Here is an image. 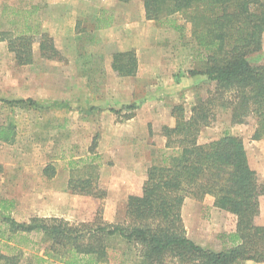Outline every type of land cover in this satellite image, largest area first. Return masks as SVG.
Segmentation results:
<instances>
[{
    "label": "trees",
    "instance_id": "obj_1",
    "mask_svg": "<svg viewBox=\"0 0 264 264\" xmlns=\"http://www.w3.org/2000/svg\"><path fill=\"white\" fill-rule=\"evenodd\" d=\"M127 2L129 0H119ZM147 20H165L182 30L175 15L190 24L196 46V66L191 75L213 83L205 97L196 98L186 114L184 105L174 104L173 126L163 125L165 146L175 151L148 166L138 192L130 193L123 222H108L98 208L91 221L70 223L59 217L32 216L18 221L11 215V203L0 199V264H20L26 252L50 264H109L121 253L123 264H249L264 262V224L259 223L260 197L264 182L249 166L241 139L225 132L219 138L198 142L201 129L209 126L217 108L230 110V123L253 120L254 138L264 136V60L252 64L249 57L263 45L264 0H140ZM7 5H3L6 11ZM14 28L0 29L18 65L33 62L32 46L46 60L63 61V52L47 32L38 33L34 24L18 28L21 11L10 7ZM10 17V16H9ZM19 21V22H18ZM101 22V19H99ZM107 21L103 25H107ZM16 29H19L17 31ZM115 76L135 75L138 67L134 49L111 54ZM9 104H33L34 100L0 99ZM15 126H0V140L14 141ZM93 139L89 150L95 149ZM94 157L70 164L67 189L73 194L103 199L106 190L99 183ZM53 166L43 173L51 177ZM214 196V205L233 213L234 228L226 234L228 247L205 248L187 235L181 208L185 197ZM35 237V239H34ZM42 247L41 255H37ZM33 251V252H32Z\"/></svg>",
    "mask_w": 264,
    "mask_h": 264
},
{
    "label": "rangeland",
    "instance_id": "obj_2",
    "mask_svg": "<svg viewBox=\"0 0 264 264\" xmlns=\"http://www.w3.org/2000/svg\"><path fill=\"white\" fill-rule=\"evenodd\" d=\"M4 4L7 5L6 11H3ZM10 7H15L21 11L15 16L17 20L20 19L18 28H21L25 23L23 17L29 16V19H26L28 24L33 23V29L38 33L47 32L51 35L65 57L63 61L56 62L43 59L39 55L38 44L34 43L32 46L33 62L18 65L13 53L8 51L6 42L0 43V99L30 98L34 100L33 104L17 105L0 101V126L9 123L15 126L14 141L0 140V199H14L18 207H14L12 215L20 221L23 219L28 221L32 216H39L40 209L46 208L39 206L37 199L41 198V203L47 201V197L51 195V185L38 182L39 172H37L35 175V182L37 183H33V188H28L27 185L31 183H27L29 177L24 170L29 171V167L39 169L41 166L45 167L47 164H51V155L59 154L61 151L64 152L65 159L59 158V165L57 166L67 169V158L71 159V156H75L73 159L76 160L79 158L76 155H84L85 149L88 150L93 142L88 136L86 140H79L74 135L72 138L57 136V139L51 141V121L69 116L72 122L70 125L77 128L81 117L85 115V112L80 109L83 106L80 101L84 99L91 103L95 101L97 96L95 92L85 94L78 90L72 89L71 91L66 88L70 82L73 86L81 84V81L85 80V78L80 77L81 73L88 71L87 81L92 88H95L96 85L111 84V80L105 73L107 57L103 56L101 51L102 35L97 31L98 25L111 21L113 18L118 22V25H121L123 20L124 22L130 19L137 22L143 21L149 24L147 27L149 31L147 29L145 34V37L150 36L147 43L149 42L150 45L157 43L158 47L155 51L161 56L169 54V58H175L176 53L181 54L188 51L196 55V46L190 33V24L185 22L181 15H175V20L178 24H184L182 30L174 29L166 24L163 19L146 21L140 0L127 2L119 0H0V29L14 28L13 24L9 22V18L13 16L9 15ZM16 30L19 31V29ZM263 45L259 52L249 57L250 63L259 64L263 62ZM192 59L190 60L193 65L186 62L183 71L184 73L187 71L186 78H188L187 80L190 79L194 85L184 90L182 94L180 92L157 91L152 104L159 103L160 106L166 105L172 108L174 104L180 103L184 105L188 115L190 106L196 98L207 95V91L211 90L214 85L201 75L189 74V70L196 66L195 57ZM183 60L185 61V57ZM169 64L174 65V68L177 65L175 61L167 64L161 61L160 66H157L167 69ZM98 70H100L99 74L101 75L97 76ZM102 73L104 74L102 75ZM59 75H66V77H62V80ZM83 77L85 76L83 75ZM121 85H123L122 81L116 84L119 87ZM137 85L140 87V82ZM51 86L55 89L66 88L62 92L56 90L55 95L57 99L61 97L68 101V108L63 109L60 106L51 108ZM118 93L120 92H116L114 95L120 96ZM103 96L108 98L111 93ZM64 99L62 100L64 101ZM54 102L59 104L57 100ZM131 105L136 106L137 102L132 101ZM153 109L157 112L160 111L157 107ZM109 110L116 111L114 108ZM88 112L89 119L94 122L99 110L97 112L94 108ZM214 114L211 124L203 127L198 137L208 140L207 142L219 138L225 132L239 137L243 142L245 151L246 148L249 151L253 165H257L258 162L260 163L259 166H262L261 170L256 171V173L264 182V136L253 137L255 122L250 120L248 123L233 125L230 123L229 109L217 108ZM88 126L92 127L93 124ZM138 137L135 144L138 143ZM104 144L106 142L103 143L98 138L94 151L100 152V157L98 155L100 165L103 163L111 165L113 164L114 151L107 149ZM255 150L256 153L253 154L252 151ZM257 157L259 159L255 162ZM152 159H155L156 162L160 161L158 155ZM103 177L105 179L107 176ZM101 187L106 190L104 200L88 195H83L82 198H73L71 217L68 220L70 223L79 224L93 220L98 208L102 209V217L108 222L124 221L126 202L120 203L122 197L119 195H116L118 202H113L107 196L108 192L105 185L101 184ZM187 197L192 198L191 196ZM193 199L195 200L193 205L184 204L182 222L186 235L195 243L208 249L221 250L228 247L230 243L227 241L226 234L234 228L235 215L215 206L213 195L206 194L202 199ZM260 203L263 214L262 221L260 217V222L264 223V196H261ZM41 248L38 249L37 255H41ZM116 252L118 258L111 259L109 264H123L120 262V251ZM33 254L26 252L22 256L20 264H50L49 261L37 260ZM248 263L264 264V262Z\"/></svg>",
    "mask_w": 264,
    "mask_h": 264
},
{
    "label": "crops",
    "instance_id": "obj_3",
    "mask_svg": "<svg viewBox=\"0 0 264 264\" xmlns=\"http://www.w3.org/2000/svg\"><path fill=\"white\" fill-rule=\"evenodd\" d=\"M148 26L149 24L143 21L137 22L134 19L125 20V22L123 20V23L118 25V22H116L114 18L108 21L107 25H98L97 31L102 35L101 51L103 56L107 57V59L105 58L107 60L105 73L109 80H111V84L105 86L103 84H101V86L96 85L95 88H92L87 81L88 71L80 74V77L85 78V80H82L81 84L78 86H73L70 82L66 87L68 90L72 91V89H74V91L78 90L85 94L95 92L97 96L93 103L87 101V99L80 101L83 105L80 109L85 112V115L81 117L77 128L70 125L71 120L69 116H64L63 119L60 120L55 119L51 121V141L57 139V136L72 138L74 135L77 136L76 139L79 140H86L88 136L95 141L99 138L103 143L106 142L104 145L107 149L114 151L113 164L107 165L103 163L100 165L98 161L100 152L97 150L91 152L89 149H85L84 155H76L79 157L76 160L73 159L75 156H71V159H69V157L67 158V169H62L57 166L59 165V158H64V152L61 151L59 154L51 155V165L53 166V169H51V172L53 170L51 177L43 173V166L39 169L29 167V171L25 169L24 172L28 173L29 177L27 183L32 184L27 185L28 188H33V183H37L35 182V175L37 172H39L38 182L49 183L51 185V195L47 197V201L41 203V198L37 199V204H39V206L46 207L45 209H40L41 213L38 214L39 216L59 217L65 220L70 219L73 198H82L83 196L80 194H73L67 189L71 162H81L94 157L99 164V185H105L108 192L107 196L109 199L111 198L113 202H118L116 195H119L122 197L120 203H122V201L125 203L130 193L140 190L148 166L156 162L155 159L152 158L158 155L161 160L163 156H167L175 151L173 148L165 146L166 138L160 131L163 125L171 127L175 124V118L171 114V107L162 104V106H160L159 103L152 104V102L157 95V91L180 92L182 94L184 90L194 85L190 79L187 80L188 78H186V75H188V73L187 71L184 73L183 67H185L186 62L192 64V58L195 55L188 51L187 53H176L175 58H169V54L161 56L155 51L158 47L157 43H152V45H150L149 42L147 43V40L150 39V36L145 37ZM136 36H138V38H136ZM129 49H134L137 55L138 67L135 75L115 76L110 67L111 54ZM183 57H185V61ZM190 59H192V62ZM161 61H164L166 64L169 62L174 63L175 61L177 65H175L176 67L174 68V65L169 64L167 69H162L157 66H160ZM99 72L100 70H98L97 76L101 75ZM103 74L104 73H102V75ZM83 75L85 77H83ZM64 76L66 77V75ZM64 76L61 75L60 78ZM120 81L123 82V85H121V87L116 86ZM138 82H140V87L137 85ZM66 88L63 89L65 90ZM63 89H55L51 86V108L54 106H60L63 109L68 108V101L61 97L57 99L55 95L57 91L62 92ZM116 92H120L118 93L120 96L114 95ZM107 93H111V96L105 98L103 95ZM62 99H64V101ZM54 100L59 101V104L55 103ZM132 101H136L137 105L132 106ZM155 107L160 111H155L153 109ZM94 108L97 112L99 110V113H97L98 116L95 117L96 120L93 122L88 117V110ZM110 108H114L116 111L109 110ZM64 115L66 114L64 113ZM89 124H93V126L90 127L88 126ZM137 136H139L138 143L135 144ZM207 141L208 140L198 137L199 143H205ZM246 152L250 167L257 172L261 170L262 166H259L260 163L257 162L259 158H255L256 160L254 161L257 162V165H253L247 148ZM252 153H256V150L252 151ZM103 176L107 177L104 179ZM2 199L10 201L12 215L14 207H18V204H16L17 202L15 203L12 198ZM194 202V199L192 200V198L185 197L181 209L182 218L184 217V204H192ZM260 217L262 221L263 214L261 203L258 219L260 224H264L260 222ZM15 219L18 220L17 218ZM21 221H24V219Z\"/></svg>",
    "mask_w": 264,
    "mask_h": 264
}]
</instances>
